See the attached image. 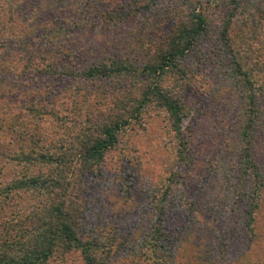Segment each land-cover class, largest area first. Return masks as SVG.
Returning <instances> with one entry per match:
<instances>
[{
	"label": "trees",
	"instance_id": "16d2710c",
	"mask_svg": "<svg viewBox=\"0 0 264 264\" xmlns=\"http://www.w3.org/2000/svg\"><path fill=\"white\" fill-rule=\"evenodd\" d=\"M208 76L234 88L214 161L234 162L229 204L248 250L264 208V0H0V264H174L194 226L174 224V184L192 164L183 97ZM158 116L171 164L150 230L118 236L99 216L86 230L88 176ZM262 243L251 264H264ZM222 244L199 245L195 264L244 263Z\"/></svg>",
	"mask_w": 264,
	"mask_h": 264
},
{
	"label": "rangeland",
	"instance_id": "374dc122",
	"mask_svg": "<svg viewBox=\"0 0 264 264\" xmlns=\"http://www.w3.org/2000/svg\"><path fill=\"white\" fill-rule=\"evenodd\" d=\"M198 68L201 69L200 65ZM212 68L214 65L210 70ZM219 89L208 76L204 93L198 87H191L183 97L184 104L191 109L189 117L183 121V128L189 127L191 131L192 164L186 167L187 174L174 184L178 206L174 224H185L187 218H191L194 226L176 242L179 248L174 264H195L194 253L205 243L216 246L223 243L231 257L242 252V264H251L262 249L264 208L258 215L253 243L244 250L243 238L236 231L241 214L233 213L228 197L235 177L234 162L231 158L221 166L214 161L217 148H227L231 142L227 138L232 132L230 116L234 107V88L223 86ZM198 111H202V115ZM161 118L156 119L158 127H153L150 119L151 125L146 131L130 133L126 147L109 154L98 175L88 176L91 188L82 223L84 227L86 224V230L95 228L92 221L97 216L104 225H113L111 228L118 236L131 233L135 236L136 226L140 233L150 230L153 222L147 209L149 201L152 194L161 191L164 170L167 173L171 164L166 151L171 148L169 135L161 128L164 125ZM210 181L211 184H207ZM131 241L133 243L134 239Z\"/></svg>",
	"mask_w": 264,
	"mask_h": 264
}]
</instances>
